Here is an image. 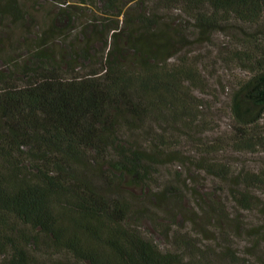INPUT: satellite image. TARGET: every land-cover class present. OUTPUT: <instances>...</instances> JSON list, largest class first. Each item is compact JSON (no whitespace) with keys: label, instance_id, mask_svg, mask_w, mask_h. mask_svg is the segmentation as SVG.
<instances>
[{"label":"trees","instance_id":"obj_1","mask_svg":"<svg viewBox=\"0 0 264 264\" xmlns=\"http://www.w3.org/2000/svg\"><path fill=\"white\" fill-rule=\"evenodd\" d=\"M65 3L25 49L28 63L17 68L8 58L16 69L0 72V264H264V233L251 228L250 244L240 255L232 246L236 217L230 218L215 193L191 191L188 210L174 182L155 194L144 190L169 147L166 141L190 128L189 92L200 72L186 49L215 32L239 25L242 38L232 60L252 65L230 96L231 143H263L256 128L264 118V0ZM89 3L116 20L106 25L96 18L105 29L103 63L71 73L65 56L89 60L87 43L79 45L75 36L65 43V54L47 45L53 35L74 28L77 12L68 8ZM20 5L0 1V38L4 26L19 24L28 13ZM174 55L177 60L169 61ZM23 67L29 77L18 84L14 79ZM197 164L229 183L232 200L243 208L252 205L248 187L264 183V172L233 174L228 165L205 157ZM129 185L141 186L146 201L139 202ZM181 213L191 224L185 231L172 228ZM226 218L231 221L225 226ZM141 220L165 233L169 246L144 232Z\"/></svg>","mask_w":264,"mask_h":264},{"label":"rangeland","instance_id":"obj_2","mask_svg":"<svg viewBox=\"0 0 264 264\" xmlns=\"http://www.w3.org/2000/svg\"><path fill=\"white\" fill-rule=\"evenodd\" d=\"M18 1L23 4L20 6L27 9L28 13L23 14L22 21L17 22L19 24L10 23L6 27L3 25L6 33L2 34L4 38L2 36L0 38V72L11 73L16 69L14 66L10 68L8 63L11 61L8 58L14 59L11 64L17 68L28 63L26 60L29 58V52L25 49L34 46L35 39L52 22L54 15L63 8L66 9L65 0ZM68 9L72 13L77 12L76 22L72 25L74 28L68 30L64 35H53L47 46L58 47L61 51L63 49L65 54L68 49L65 43L73 40L76 36L79 45L83 40L87 43L89 60L79 54H75L71 58L66 55V62L71 60V67H74L71 73L82 72L90 66H99L101 62L103 63L102 53L107 48L104 49L105 29L96 18H101L100 20L107 25L113 23L116 20L115 17H104L99 13L97 6L92 3L81 7L71 5ZM174 13L175 17L179 16V10L175 9ZM83 26L88 28L86 29L88 32L83 30L85 36L80 34ZM238 27L215 32L208 40L202 43L195 42L186 49L200 72L197 87H191L189 92L193 110L189 116L192 120L190 128L182 130L181 133L175 132V138L171 137V140L166 141V146L169 147L162 152L159 165L155 163L151 169L150 180L144 190L145 193L153 191L152 193L155 194L163 184L174 182V186L178 188V192L182 196V203L188 210L193 207L191 191L215 193L219 200L225 204L226 212L229 213L230 218L236 217L234 224L237 227L235 230L237 235L232 237V246L241 255L242 251L250 244L251 239L248 234L251 233V228L257 227L258 229L259 227L264 233V183L260 184V187H257L256 184L250 187L246 186L251 195L252 205L250 208H243L232 200L229 183L221 181L219 177L207 174L197 164L202 157H205L210 162L228 165L230 173L233 174L264 172V118L259 120V127L256 128L263 143L248 148H239V146H235V143H231V138L234 137L235 123L229 108L230 96L237 86V81L252 73L250 70L252 65H240L238 61L232 60V52L235 48L240 47L238 38H242L241 29ZM194 37L195 35H189V40H194ZM15 39L21 44H12ZM1 41L3 42L1 43ZM176 58L177 55H174L169 58V61L175 62ZM130 65L132 64L127 66ZM61 70L63 74H67L66 76L70 74L66 64H62ZM25 72V69L20 70L16 74L14 82L24 83L29 77ZM0 85L3 86V82L0 81ZM153 125L157 128L155 123ZM161 131L162 129L158 125V132ZM142 140L139 139L140 142ZM176 151H179L180 154L178 155ZM262 178H264V173ZM128 187L135 195L140 196L139 202L146 201V198L141 196L143 193L141 186L129 185ZM238 188L244 189L243 184H240ZM110 190L114 191L115 189L112 187ZM186 214L181 213L174 217L172 228L181 226L184 231L191 228L190 222L185 221L188 217ZM230 221L229 218H226L221 222H224L226 226ZM140 222V228L152 236L157 244L161 247L169 246V237L165 233L156 231L147 220ZM215 222L214 220L213 223ZM205 242L211 244L213 240Z\"/></svg>","mask_w":264,"mask_h":264}]
</instances>
